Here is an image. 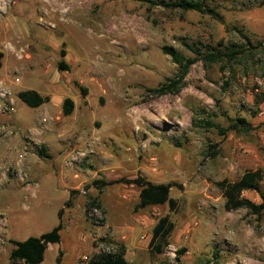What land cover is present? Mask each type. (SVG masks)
<instances>
[{
    "label": "rangeland",
    "instance_id": "1",
    "mask_svg": "<svg viewBox=\"0 0 264 264\" xmlns=\"http://www.w3.org/2000/svg\"><path fill=\"white\" fill-rule=\"evenodd\" d=\"M200 1L217 16L135 0L4 2L0 48L28 51L18 59L28 65L18 87L38 88L46 76L67 82L70 96L83 101L78 116L68 117L74 120L67 129L55 131L50 157L28 172V180L18 179L13 166L4 177L0 174V181L23 185L0 193V264L10 263L11 239L39 237L59 224V211H65L69 198L60 186V169L79 173L82 188L76 191L85 201L81 216L74 217L75 227L66 223L63 212L61 241L49 245L39 264H91L107 246L112 251L124 246L133 264H170L173 251L178 264H264V217L247 208L228 210L220 186L260 168L264 192V0ZM233 45L246 52L231 61L204 59L210 51L224 53ZM165 46L175 47L184 59L199 57L176 94L151 90L180 76V66L164 53ZM62 48L70 66L67 74L58 68ZM36 59L42 63L34 67ZM17 104L30 121L22 128L25 133L47 113L20 99ZM238 117H245L252 129L222 134L220 129H229ZM97 146L112 159L95 160ZM75 147L83 155L71 170L64 160ZM138 175L154 183H176L170 196L178 200L177 208L172 211L168 203L139 207L140 189L133 184L94 183ZM89 197L101 204L92 206L98 224L90 220ZM242 197L260 201L253 190ZM164 215L175 228L164 252L156 254L149 243Z\"/></svg>",
    "mask_w": 264,
    "mask_h": 264
},
{
    "label": "trees",
    "instance_id": "2",
    "mask_svg": "<svg viewBox=\"0 0 264 264\" xmlns=\"http://www.w3.org/2000/svg\"><path fill=\"white\" fill-rule=\"evenodd\" d=\"M142 2H149L152 5H160L172 9H182L184 11L195 10L200 13H209L212 16H217L215 9L207 7L204 2L200 0H135ZM234 49L230 51L220 53L210 51L203 55L198 53V56L203 55L204 59L210 63L219 62L224 58L229 61L237 58L239 55L246 52V49L241 46L233 45ZM164 53L172 57V59L179 64L180 76L175 79H169L168 82L163 83L157 88L151 89L153 92L159 94L178 93L181 84L185 76L189 73L190 67L199 60V57L184 59L179 51L173 46H165L163 48ZM61 60L58 62V68L61 70H69L70 66L65 60L66 50L64 48L60 51ZM86 93L87 89L83 88ZM18 97L31 107H38L50 100L49 96H42L38 91L34 89L21 90L18 92ZM75 104L72 98L67 97L63 101V111L65 115H71L74 111ZM208 126H215L210 120H207ZM235 130L239 133H247L252 129V125L245 117H238L230 126L229 129H220L222 134H225L227 130ZM41 156H48L44 149L40 150ZM263 179L262 169L246 170L238 180L234 182L222 181L220 186L226 197V208L228 210L247 208L251 213L258 215V217H264V192L261 190V180ZM125 183L133 184L139 187V207H146L150 205H163L168 203L172 211L178 206V200L170 196L171 189L176 186V183L163 182L154 183L145 177L138 175L134 178L122 177L114 181H106L104 179L95 180V184L107 185L112 183ZM253 190L260 194V201L255 202L248 198L242 197L244 191ZM70 200L66 202V205H70ZM88 207L101 206L97 197L88 198ZM63 209L59 211V224L51 231L42 234L39 237H29L26 240L11 239L13 248L10 252L9 264H39L45 258V253L51 244L59 243L61 241V230L64 228L65 223L63 221ZM175 223L171 220L169 215L160 217L155 224L149 248L153 253L162 254L164 248L169 244V239L174 231ZM185 249L179 250V254H183ZM218 254L216 253V257ZM218 262V261H216ZM91 264H133L126 257V248L124 246L119 247L115 251L108 253H101L91 261ZM203 264V263H202Z\"/></svg>",
    "mask_w": 264,
    "mask_h": 264
},
{
    "label": "crops",
    "instance_id": "3",
    "mask_svg": "<svg viewBox=\"0 0 264 264\" xmlns=\"http://www.w3.org/2000/svg\"><path fill=\"white\" fill-rule=\"evenodd\" d=\"M4 2H7V0H0V10L4 7ZM1 35V32H0ZM19 37H24V35H21ZM6 47V48H5ZM11 47L13 45H5L3 48H0V80L4 82V84L12 91V99L14 104V111H11V114H2L0 113V122H6L10 123L11 125L15 126L16 128H19L18 132L15 135L4 137L0 136V174H3V177L5 176V170L9 166L17 167L18 165L24 166L29 174L31 175L32 169L35 165H40L42 162H44L45 159L49 158L51 155V149L54 148V134L56 130H59V128L66 130V126L72 123L74 119H68L70 116H78L79 113L78 109L80 107L81 98H73L70 96L69 92V85L67 82L65 83L59 82V79H56L54 81H51L46 76H43L41 84H38V88H20L18 87L19 84L22 83V71H26L28 68V65L26 62L18 61L17 63H13L11 61V57H14L13 52L11 51ZM10 54V55H9ZM68 58V56H67ZM37 61V63H36ZM35 66L37 67L41 62V60L36 59L35 60ZM39 63V64H38ZM48 70H51V68H48ZM59 70V69H58ZM20 73V75H17V73ZM60 72V71H59ZM66 74L67 72H70L69 70L64 71ZM19 76L20 81L17 82L15 78ZM60 77V76H59ZM66 77V76H63ZM68 87V88H67ZM27 89H34L38 91L42 96H49L50 100L48 102L43 103L42 105L34 108H45L46 112L44 116L46 115L48 118V122L45 124L41 123L40 118H36L37 127H32L30 130H27L26 133L23 132L22 128H24L25 125H27L30 121L28 119L27 114H22L18 112V104L17 100L20 99L18 97V92L21 90H27ZM70 93V94H69ZM70 97L73 99L75 104V110L71 115H65L64 113H59V108L63 109V101L65 98ZM21 100V99H20ZM25 103V102H24ZM26 104V103H25ZM86 113H82L81 116L84 117ZM55 117H59V121L55 120ZM249 122V121H248ZM27 123V124H26ZM66 128V129H65ZM65 131H62L64 133ZM81 137H78L77 141L80 140ZM78 144V142H77ZM76 145V144H75ZM40 146L41 149L45 150V153L48 156H41L40 151L36 152L35 147ZM77 146V145H76ZM27 148V154L23 159H19V154L24 152V148ZM67 147L59 148L58 153L59 155H64L66 152ZM75 149L71 152V154L66 157L64 160V164L67 167H70L71 170L74 169V164L76 161H74L73 157L75 154ZM40 149V150H41ZM98 153L96 154V158L101 160H106L107 162L110 161L109 159H112L110 154H105V151L102 150V147L97 146ZM97 152V151H96ZM73 159V164L69 165L68 161ZM92 164V163H91ZM94 167V164L91 165ZM123 166H120V168ZM99 173V172H98ZM97 173V174H98ZM109 177L110 174H105ZM106 177V179H109ZM59 178L61 180L60 186L64 189L65 193L69 194V198L66 200H70V205L64 204V217L66 223L68 225H73L74 227L76 224L73 223L74 217L81 216L82 214V202L85 201V197L83 195H80L76 190H80L82 185L80 183H77L79 178V173H75L73 176L65 171V170H59ZM94 178V177H93ZM0 181V193L3 189L8 188L11 192H15L20 186H23L19 183H17L14 180H8V179H1ZM16 182V183H15ZM66 194V195H67ZM2 234V232H0Z\"/></svg>",
    "mask_w": 264,
    "mask_h": 264
},
{
    "label": "built area",
    "instance_id": "4",
    "mask_svg": "<svg viewBox=\"0 0 264 264\" xmlns=\"http://www.w3.org/2000/svg\"><path fill=\"white\" fill-rule=\"evenodd\" d=\"M10 49L17 59H20V60L24 59L28 55V51L26 47H11ZM15 80L19 82L20 81L19 76H17ZM12 94H13L12 91L4 84L3 81L0 80V113L11 114L10 112L14 111ZM263 113L264 111L260 110V114H263ZM46 122H47V117L43 116L41 119V123L45 124ZM17 132H18V128L11 125L10 123L0 122V136L8 137V136L15 135ZM27 151L28 150L25 147L24 152L20 153L18 158L20 160L23 159L26 156ZM79 155L82 156L83 153L79 150L75 151V154L73 157L74 161L77 160V156ZM73 159L68 161L69 165L73 164ZM14 174L18 179L22 181L28 180L29 178L28 170L22 165H18L17 167H15ZM96 212H97V209L95 207H92L89 211V215L91 217L90 220L93 223L98 224L100 222V217L98 219ZM102 250L103 251H101V253H108L112 251L110 246H107L106 248H103ZM177 260L178 259L176 256V251L171 252V258H170L171 263L170 264H178Z\"/></svg>",
    "mask_w": 264,
    "mask_h": 264
}]
</instances>
